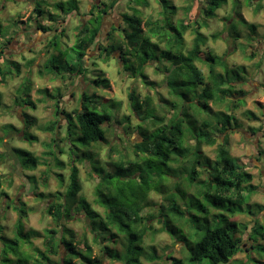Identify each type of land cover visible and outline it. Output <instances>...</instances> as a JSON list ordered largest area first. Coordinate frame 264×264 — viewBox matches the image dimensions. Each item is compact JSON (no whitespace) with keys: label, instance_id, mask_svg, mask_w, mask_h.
<instances>
[{"label":"rangeland","instance_id":"rangeland-1","mask_svg":"<svg viewBox=\"0 0 264 264\" xmlns=\"http://www.w3.org/2000/svg\"><path fill=\"white\" fill-rule=\"evenodd\" d=\"M34 1L37 2V0H31L27 4L28 0H0V45L2 47L3 43L12 38L22 43L24 48L8 57V60L20 64L19 74L13 71L14 74L8 76L5 82L0 81V138L3 140V143L0 142V258L4 245L10 254L9 258H14L12 252L17 251L18 258H22L29 264L35 263L38 259L35 249L40 251L45 249L43 246L45 231L60 230L51 216L46 213V209L58 198L63 199L70 183L71 167H75L81 185L77 199L85 200L92 210L102 216L104 214L102 202L105 203H103L105 207L113 203L116 207L125 206L137 212V216L144 217L142 222L151 226V230H147L141 242L135 243L130 249L131 258L138 257L142 264H190L188 259L191 249L200 232L206 228L214 229L218 225L225 227L223 217L213 220L196 208L207 207L211 213L225 216V206L219 210L210 208L203 195L201 197L196 195L197 186L206 192V188L202 187L203 184L188 186L187 171L191 167V162L182 167V157H172L168 162L149 159L146 156H139L137 159L131 149V146L139 140L135 127L148 128L150 113L145 114L144 121H136L130 108L129 92L134 89L140 99L145 96L151 97L152 104L157 110L156 115L164 116L167 122L173 111L166 108L164 103V100H171L165 82H169L171 74L167 75L168 73L164 71L171 67V62L164 58L154 60L152 63L147 62L143 69L146 79H143L138 75L139 60H136L134 64L132 57L124 56L130 60L125 65L119 61L117 52L110 54L103 52L100 58L101 51L93 46L85 58L87 69L85 82L83 77L75 74L61 76L71 73L72 65L75 66V56L70 52L56 53L55 64L60 68L61 75L50 74L44 66L53 56V49L48 47L51 33L38 31L35 28L37 23H28L26 20L33 11ZM68 1H47L50 4L48 9L56 15L54 19L59 22L57 25L49 23L46 19L33 17L45 28L54 27L53 31L57 28L55 34L64 31L63 36L60 37L61 51L72 46L76 29L81 21L85 24L89 20L88 6L94 2V0H76L78 11L66 15L67 11L74 7ZM167 1L170 6L176 8V14L171 17L173 23L182 19H186L187 22L196 19L206 24V28L201 32L207 36V42L202 48L201 62L196 63L203 76H207L209 71V64L206 61L208 52L217 58H223L229 70L243 67L244 73L240 72V74L244 81L241 82L240 88L236 89H240L245 95L242 97L243 104L234 114L239 127L228 136V149L235 160L233 162L252 176L251 184L256 190L251 195L249 204L262 207L264 206V157L260 156V152H264V0H253L252 5H248L247 0H237L241 4L239 15L234 13V0H227L226 4L216 11L214 18L205 20V17L201 19L202 15L198 11L200 0ZM59 3L61 6L57 7ZM190 3L192 9L185 14L184 8ZM132 9L138 10L144 19L162 18L158 0H117L113 9H110L112 17L107 22L114 19L112 21L123 25L120 18L124 14L131 15ZM95 14H97L96 11ZM240 18L254 25L255 31L252 32L242 26L241 21L237 22ZM233 22H237L236 30L239 34L237 39H234V35L229 30ZM113 36L115 39L120 38L117 32H113ZM192 39L193 34L188 31L184 35L185 50L190 49ZM97 41L105 51L113 45L112 41H107L104 36L99 37ZM26 46H29V50ZM114 46L116 47L117 43H114ZM6 53H9L8 50ZM2 60L0 56V67L4 69L5 64ZM130 65L136 68L137 75H132ZM125 66H127L126 69ZM157 68L160 71H157ZM215 69L217 72H224L218 64L215 65ZM90 80L98 82L107 80V85L105 88L99 85L98 88L90 84ZM144 81L152 83V86L147 87ZM23 87H29L28 99L34 108L21 107V103H16L19 91ZM57 89L61 98L56 102L53 99L58 96ZM44 90H47L50 97L54 96V98L46 96ZM84 91L88 94L95 92L98 96L97 100L106 107L108 113L114 114L115 119V122L111 124L113 131L107 133L106 141L92 145L90 148L82 147L79 139H74L67 134L65 117L66 113H71L78 108L80 94ZM112 102L119 103V108L113 107ZM178 102L180 103L179 100ZM56 104L59 105V112L62 111L60 114L57 113ZM211 108L213 111L226 112L224 105H211ZM247 112L254 117L247 116ZM186 115L190 116V125L197 126L198 122L194 115L189 113ZM123 117H129V126L125 123L117 124V121L122 120ZM202 117L206 118V116ZM28 118L33 119L34 123L26 129L25 121ZM54 122H57V130L47 131L46 128ZM123 127L125 130L128 127L127 131L123 130ZM250 129H253V133ZM75 131L78 134V130L75 129ZM223 140V136L218 135L216 145ZM216 145L203 146L202 155L214 161ZM22 152H28L32 158H37L35 167L32 163H24L28 157ZM119 155H124L122 159L127 161L137 159L138 166L136 165L131 171H116L114 164ZM58 162H61L62 166H59ZM199 162L206 163L201 159ZM48 172L46 184L43 185V177ZM57 174L62 176L61 182ZM104 174H110L112 178L100 182L98 176L101 177ZM198 177V180L204 181L206 173L202 172ZM176 185L182 190L181 193L175 188ZM183 192L184 197H182ZM171 196L174 200L169 202ZM15 207L23 208L27 215L21 222L25 234L22 236L20 231L18 234L15 233L18 229L16 227L18 213ZM170 207L180 212L185 211L182 221L187 226L180 227L178 221L176 222L178 219L175 218L178 215L169 210ZM80 209L78 201L72 204L70 216L73 219L62 224L74 232L75 242L85 237L88 244L93 247L95 255H98L99 250L92 242V234L86 223V219L91 221L92 216L84 215ZM254 212L255 215L226 214L228 221L237 227L236 237L242 241V252L234 258V262L247 261L248 257H252L259 261V264H264V250L261 248L259 252L253 251L254 243L248 239V234L255 222H264V209L261 211L255 209ZM243 227L246 229H242ZM30 230H35L40 235L39 238L30 240L32 247L28 240L32 235L29 233ZM114 233L117 234L118 244L114 246L116 251L111 254V257L120 255L122 259L128 258L125 248L121 246L122 236L116 230ZM14 241L18 243L17 246L12 247L11 242ZM258 242L264 246V241ZM8 246H11V249ZM60 252L65 257L63 246H60ZM49 256L55 263H59L58 257ZM104 264L121 263L106 259ZM247 264L254 263L247 262Z\"/></svg>","mask_w":264,"mask_h":264},{"label":"trees","instance_id":"trees-1","mask_svg":"<svg viewBox=\"0 0 264 264\" xmlns=\"http://www.w3.org/2000/svg\"><path fill=\"white\" fill-rule=\"evenodd\" d=\"M47 1L37 0L36 3L34 1L33 11L27 18V22H35L43 33H51V39L49 38L48 40V47L53 49V53L55 54L52 53V58H49L44 66L50 74L55 76L61 75L59 73L60 68L55 64L56 53L58 54L60 52V54H63V52H70L75 56V66L72 65L71 73H65L61 76L75 74L83 77V81L85 82L87 73L85 58L89 55L88 53L93 46L101 51L99 54L100 58H102L103 52L107 54L117 52L119 61L125 65L130 60L124 58V56L132 57L133 63L139 60V68L137 67V69L140 73L138 75L143 79H146L143 74V69L147 62L152 63L159 58H164L171 62L170 68L165 71L163 69L164 73H168L167 75L171 74L169 82H165L171 100H164V103L166 104V108L168 107L169 110L171 109L173 111L167 122L164 116L156 115L157 110L152 104L151 97L145 96L143 99H140L135 94L134 89H131L129 92L130 108L136 121H144L143 117L145 114L150 113L148 128L141 129L135 127L139 140L131 146L132 153L137 159L139 156H146L149 159H160L163 162H168L172 157H182V167L189 165L191 162V167L187 171L188 186L203 184L202 187L206 188V192H203L202 188L197 186L196 195L198 194L199 197L203 195L206 198V204L210 208L213 207L219 210L225 206V216L219 213L213 214L207 207L196 208L213 220L223 217L225 219V227L218 225L214 229L206 228L200 232L197 241L191 249L192 251L188 259L190 264H247V262L259 264V261L252 257H248L247 261L234 262V258L242 252V241L236 237L237 227L234 223L229 222L226 216V214L230 216L234 214L255 215V209L258 211L264 209V206H251L249 204L250 197L256 190L251 184L252 176L244 171L237 163H234L235 160L231 157L228 149V136L237 131L239 127L234 114L243 104L242 97L245 95L243 91L236 89L237 87L240 88L241 82L244 81L241 79L240 74V72L244 73L243 67L229 70L223 58H217L208 52L206 61L209 64V71L207 76H203L200 69L196 66V63L201 62L200 55L202 48L207 42V36L201 32L202 29L206 28V24L204 22L200 23L196 19L192 20V22H187L186 19H182L173 23L171 17L176 14V8L170 6L167 0H158L161 6L160 15L162 17L159 19H144L136 9H132L133 13L131 15L124 14L122 16L123 25L119 29L113 28L111 30L110 35L113 40L111 38L108 40H111L113 45L106 51L97 41L100 33L101 15L106 10H99L95 14L96 6L91 4L89 20L84 25L82 22L79 24L72 46L65 51H61L60 37L63 36L64 31L55 34L54 32L57 31V28H55V31H53L54 27L45 28L41 26L37 19L33 18L39 17L46 19L49 23H53V25L59 23L54 19L56 15L48 9L50 8V4ZM191 1L196 0H189V2ZM30 2L31 0H28L27 4ZM116 2L117 0H110L108 8H112ZM226 2L227 0H200L198 11L202 15L201 19L204 17V20L214 18L216 11L225 5ZM68 3H72L74 7L69 9L66 15L78 11L76 0H69ZM247 3L248 5H252L253 0H247ZM240 5L237 0H234V13L237 15H239ZM60 6L59 3L57 7ZM103 6L104 8L106 7L105 4ZM191 9L192 6L190 3L184 8L185 14H188ZM169 10L171 11L168 12ZM238 21H241L242 26L252 32L255 31V26L248 24L244 19L240 18ZM237 22H233L229 26V30L234 35V39L239 37L236 30ZM188 31H191L193 34V39L190 49L185 50L184 35ZM113 32H117L120 38L115 39L112 34ZM114 43H117L116 47ZM3 55V50L0 47V56L2 57ZM4 64V69L0 67V81L3 82H5L8 76L14 74L13 71L19 74L20 67V64L8 59L5 60ZM217 64L223 68V73L216 71L215 65ZM126 68L127 66H125ZM129 69L133 76L137 75L136 68L130 65ZM157 71H160V69L157 68ZM106 83L107 80L101 82L90 80V84H94L98 88L99 85L105 88ZM144 84L147 87L152 86V83L147 81H144ZM57 91L58 96L55 97L56 99H53L54 96L50 97V93L44 90L46 96L56 102L61 98L58 89ZM28 92L29 87H23L19 91L16 103H21V107L34 108V105L28 99ZM97 97L95 92L92 94H88L86 91L82 92L80 94L78 108L71 113L65 114L67 134L74 139H79L84 148H90L92 145L104 143L107 133L113 131L111 124L115 122L114 114L111 115L108 113L106 107L101 105ZM119 105V103L112 102V106L115 108H119ZM211 105H224L226 112L213 111ZM56 107L58 109L57 113L60 114L62 111L59 112V105L56 104ZM187 113L194 115L196 122H198L197 126L192 127L190 125L191 120L190 116L187 117ZM246 115L254 117L250 112H247ZM202 116H206V118ZM33 123V119H26L25 128H30ZM123 123L129 126V117H123L122 120L117 121L118 125H122ZM46 129L47 131L55 132L57 130V122L52 123ZM75 129L78 130V134ZM127 129L125 130L123 127V130L127 131ZM250 130L253 133V129ZM218 135L223 136L224 140L222 143L216 145ZM0 142L3 143L1 138ZM215 145V160L210 161L202 155L201 149L203 146L213 147ZM15 152L20 151L15 150ZM22 154L28 157V159L24 160V163H32L34 167L36 166L37 158H32V155L28 152H22ZM260 156L264 157V152H260ZM122 158H124V155H119L117 162L114 164L116 171H131L132 168L139 164L137 159H128L127 161ZM199 159L206 161V163H200ZM57 164L62 166L61 162ZM25 168H28V166H25ZM202 172L206 173V180L204 181L198 180V176ZM48 174L49 172L43 177V185L46 184ZM56 176L61 182L62 176L59 174ZM98 177L100 178V182H105V180H110L112 175L104 174ZM175 188L178 192H182L177 185ZM80 191L81 185L78 179L77 169L71 167L70 183L62 197L63 199L58 198V200L49 204L46 209V213L51 216L54 224L60 230L51 229L45 231L46 234L43 242L45 249L44 251L35 249L38 253V259L34 264H57L50 259L49 255L58 257V264H104L106 259L121 264H142L138 257L131 258L130 249L135 243L141 242L142 237L148 229L151 230V226L142 222L144 217L137 216V212L125 206L116 207L115 203L105 207L104 202L101 204V207L104 208V214L102 216L92 210L85 200L82 198L77 199ZM184 194L183 192L182 197H184ZM173 200L174 197L171 196L169 202ZM77 201L84 215L89 214L92 216L91 221L86 219V223L92 234V242L99 250L98 255H95L93 247L88 244L85 237L83 240L75 242L74 232L62 224V222L73 219L70 216V211L72 204ZM15 210L18 213L16 224L18 229L15 230V233L17 232L18 234V231H20V236H22L25 234L21 222L27 216L26 211L18 207H15ZM169 210L174 211L175 215L179 216L175 218L178 219L176 222L178 221L181 228L183 225L187 226L182 221L185 216V211L180 212L171 207ZM161 212L163 213V208ZM168 223L172 222L168 221ZM242 229L246 228L243 227ZM114 230L122 236L123 241L121 242V246L125 248V253L128 255V258L122 259L120 255L111 257V254L116 251L114 246L118 244L117 234L114 233ZM29 233L32 234L28 239L29 245L32 247L33 244L30 240L39 238L40 235L35 230H30ZM248 239L254 243L252 245L253 251L259 252L261 248L264 250V246L258 242L259 240L264 241V222H255L248 234ZM17 243V241L11 242V246H17ZM11 246L8 247L11 249ZM60 246H63L65 257L60 252ZM1 253V264H29L27 261L22 260V258H18V255H16L17 251L12 252L14 258H9L10 254L4 245Z\"/></svg>","mask_w":264,"mask_h":264},{"label":"flooded vegetation","instance_id":"flooded-vegetation-1","mask_svg":"<svg viewBox=\"0 0 264 264\" xmlns=\"http://www.w3.org/2000/svg\"><path fill=\"white\" fill-rule=\"evenodd\" d=\"M100 0H94V5L96 6V12L97 11H99V10H106V12L104 13V14H102L101 15V22H100V33H99V36H98V38L99 37H102V36H104V38L107 40V41H109L108 39H110L111 38V35H110V33H111V30L113 29V28H115V29H119L120 28V26H121V24H117L115 21H112V20H114V19H111V21L110 22H107V21H109L110 20V18L112 17L111 16V13H110V9H113V7L114 6H112V8H108L109 7V4H110V0H107V1H109V2H107V3H105V2H103V1H100ZM105 4L106 5V7L104 8V6H103V4ZM90 8H91V6H88V13L90 14ZM27 20V19H26ZM120 21H121V23H123V18H120ZM82 22V21H81ZM80 22V23H81ZM83 23V22H82ZM83 25H84V23H83ZM35 28L39 31L40 29H39V27H36L35 26ZM43 33V32H42ZM113 34V33H112ZM97 38V39H98ZM13 40V39H12ZM111 40H113L112 38H111ZM0 47H1V45H0ZM3 47H5L4 49H3ZM28 49L27 50H29V46H26ZM1 49L3 50V53H4V55L2 56V61H3V63H5V60H7L8 59V57H11V54L12 53H18V52H20L21 50H23L24 48H23V44L22 43H19L18 41H16V40H13V41H9V42H5V43H3L2 44V47H1ZM6 50H8V54L6 53Z\"/></svg>","mask_w":264,"mask_h":264},{"label":"crops","instance_id":"crops-1","mask_svg":"<svg viewBox=\"0 0 264 264\" xmlns=\"http://www.w3.org/2000/svg\"><path fill=\"white\" fill-rule=\"evenodd\" d=\"M32 23V22H31Z\"/></svg>","mask_w":264,"mask_h":264}]
</instances>
